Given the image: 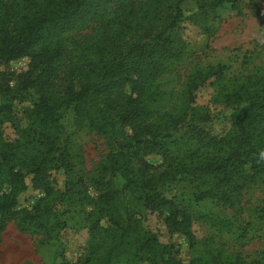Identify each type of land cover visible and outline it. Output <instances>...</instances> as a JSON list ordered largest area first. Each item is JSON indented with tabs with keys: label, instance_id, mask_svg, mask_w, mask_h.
<instances>
[{
	"label": "trees",
	"instance_id": "obj_1",
	"mask_svg": "<svg viewBox=\"0 0 264 264\" xmlns=\"http://www.w3.org/2000/svg\"><path fill=\"white\" fill-rule=\"evenodd\" d=\"M183 1L0 0V65L31 58L14 85L0 71V128L12 118L15 99L31 89L39 94L29 110L35 128L32 125L14 141L0 132V214L11 215L29 188L44 190L30 209L24 208L22 221L56 237L65 224L58 217V199L50 184L52 168H63L70 175L68 190L84 193L82 202L90 199L87 188L80 189L85 178L76 172L68 144H60L64 130L60 115L63 106L71 105L76 123L86 122L106 134L113 147L94 179L99 189L94 201L97 216L89 227L90 253L83 264H185L175 257L171 244L143 228L136 205L167 211L168 231L182 233L193 247L194 216L188 205L162 192L167 183L185 175L197 182V201L211 198L232 204L244 189L264 182V161L257 160L264 150V72L233 82L225 94L233 107L228 127L221 132L201 125L212 120L208 111L196 114L189 112L190 107L166 110L159 105L162 96L156 79L186 51L177 30ZM225 1L197 0L200 12L192 20L204 25ZM110 9L114 15L105 19ZM88 18L104 19V24L100 22L97 40L88 45L89 55L84 49L73 59L67 36ZM226 69L221 64L198 69L187 82L185 101L192 102L200 85ZM183 122H188L185 140L195 145L185 152L182 141L172 140V131ZM173 144L183 155L170 162ZM155 152L164 156L163 164L145 159ZM108 176L122 178V187ZM104 216L110 225H101ZM187 264H264V260L221 261L219 256L204 255Z\"/></svg>",
	"mask_w": 264,
	"mask_h": 264
},
{
	"label": "rangeland",
	"instance_id": "obj_2",
	"mask_svg": "<svg viewBox=\"0 0 264 264\" xmlns=\"http://www.w3.org/2000/svg\"><path fill=\"white\" fill-rule=\"evenodd\" d=\"M234 2L225 1L203 25L192 20V15L200 12L197 0H184V15L177 30L186 42L185 54L170 63L168 69L156 79L162 96L160 106L164 105L166 110L190 107L189 112L196 114L208 111L212 120L201 125L215 133L228 127L226 119L233 105L227 103L225 94L233 82L237 78L243 79L245 75L264 72V0ZM113 15L114 9H110L105 19ZM95 19H86L67 36L66 44L73 59L84 49L89 55L88 45L97 40L101 23L104 24V19ZM30 60V57L24 56L1 64L0 71L7 74L11 85H14L19 74L28 69ZM69 62L66 60L67 64ZM219 64L227 66L223 74L213 76L200 85L194 92V100L186 102L184 92L189 78L200 68ZM38 99L39 94L34 89L15 99L12 118L0 128L4 139L14 141L32 125L35 128L29 110ZM60 123L64 126L60 144H68L75 170L85 178L86 184L80 189L87 188L90 199L82 202L84 193L68 190L70 175L63 168H52L50 184L58 199L55 202L58 217L65 228L56 237H50L47 232L35 230L22 221L24 208L30 209L45 195L44 190L29 188L11 215L0 214V264H83L90 253L89 227L97 216L94 201L99 195L94 179L100 174L101 165L113 147L106 134L92 130L86 122L76 123L71 105L63 106ZM187 129L188 122H183L172 131V140L176 138L182 141L183 152L187 150L186 147H195L185 140ZM126 131L128 134L133 132L131 127H127ZM171 148L170 157L173 159L170 162H175L183 152L174 144ZM145 159L154 165H161L164 156L155 152L146 155ZM106 179L113 180L119 189L124 182L118 176H108ZM7 187L8 184H4L2 191ZM197 190V182L185 175H179L162 188L166 196H175L189 206L194 216L192 229L197 238L193 247L182 233L168 231L164 222L167 211L145 210L136 205L143 228L157 233L162 242L171 244L175 257L185 264L204 255L219 256L221 261H234L236 258L246 262L264 260V182L258 181L244 189L232 204H223L211 198L197 201ZM101 225H110L109 217H102Z\"/></svg>",
	"mask_w": 264,
	"mask_h": 264
},
{
	"label": "clouds",
	"instance_id": "obj_3",
	"mask_svg": "<svg viewBox=\"0 0 264 264\" xmlns=\"http://www.w3.org/2000/svg\"><path fill=\"white\" fill-rule=\"evenodd\" d=\"M257 160H258V162H260V161H264V150H261V151L257 154Z\"/></svg>",
	"mask_w": 264,
	"mask_h": 264
}]
</instances>
